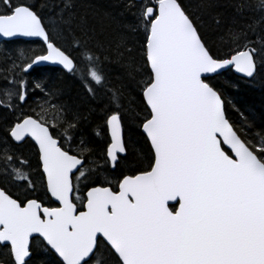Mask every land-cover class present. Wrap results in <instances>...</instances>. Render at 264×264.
<instances>
[{
    "label": "snow or ice",
    "instance_id": "6c2138e0",
    "mask_svg": "<svg viewBox=\"0 0 264 264\" xmlns=\"http://www.w3.org/2000/svg\"><path fill=\"white\" fill-rule=\"evenodd\" d=\"M22 39L0 50V264H264V112L225 95L264 78V0H0Z\"/></svg>",
    "mask_w": 264,
    "mask_h": 264
},
{
    "label": "trees",
    "instance_id": "16d2710c",
    "mask_svg": "<svg viewBox=\"0 0 264 264\" xmlns=\"http://www.w3.org/2000/svg\"><path fill=\"white\" fill-rule=\"evenodd\" d=\"M32 2L37 4V7H41L45 0H32ZM60 0H48V3H59ZM120 0H76L77 4H88V3H98L105 6H114L119 3ZM198 0H183V3L189 7L194 6ZM44 11H49L48 9H43ZM104 11L113 13L115 20L113 23V27H119L122 23L127 24L128 20L124 15V12L118 8H110L105 7ZM207 19V18H206ZM208 23H211L210 19H207ZM29 48V49H37L41 47L39 41L31 42L27 40H19L16 42L5 43V41H0V50L9 49V48ZM79 70V69H78ZM107 71L112 72L115 75V72L112 69H107ZM59 81L63 84L67 91H72L75 88L74 82L67 77L62 76L60 73H54ZM235 79V77H233ZM218 83H225V77L216 78ZM226 98L234 101L241 109H246L248 112H252L257 117V122H259L260 113L264 112V78L257 77L255 81H253L250 85L241 84L239 90H233L231 88L225 89ZM32 101H29L31 104ZM27 105H25V109H27ZM229 107V114L234 121L240 120L241 117L234 111H232L231 106ZM126 139H128L129 144L135 153L136 159L140 160L144 158V153L146 152V148L144 146L143 140L140 134L134 129L126 130ZM27 147V146H25ZM22 148V151L26 150V148ZM35 168V164H33Z\"/></svg>",
    "mask_w": 264,
    "mask_h": 264
},
{
    "label": "flooded vegetation",
    "instance_id": "af4514ba",
    "mask_svg": "<svg viewBox=\"0 0 264 264\" xmlns=\"http://www.w3.org/2000/svg\"><path fill=\"white\" fill-rule=\"evenodd\" d=\"M25 146H27V147H25ZM21 147L26 148V150L23 151L24 153L31 154V147H30V145H27L26 144V145H22ZM21 151H22V148H21ZM170 205H172V204H170Z\"/></svg>",
    "mask_w": 264,
    "mask_h": 264
},
{
    "label": "water",
    "instance_id": "95a60500",
    "mask_svg": "<svg viewBox=\"0 0 264 264\" xmlns=\"http://www.w3.org/2000/svg\"><path fill=\"white\" fill-rule=\"evenodd\" d=\"M33 40L35 39V38H32ZM4 41V40H3ZM27 41H31V40H27ZM170 204H173V202H170Z\"/></svg>",
    "mask_w": 264,
    "mask_h": 264
}]
</instances>
